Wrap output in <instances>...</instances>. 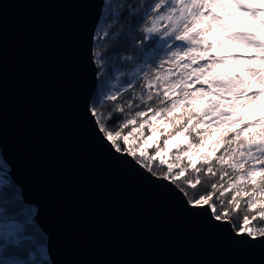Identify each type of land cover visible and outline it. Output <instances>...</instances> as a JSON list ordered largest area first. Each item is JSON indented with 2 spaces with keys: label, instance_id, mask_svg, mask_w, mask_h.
Masks as SVG:
<instances>
[{
  "label": "water",
  "instance_id": "obj_1",
  "mask_svg": "<svg viewBox=\"0 0 264 264\" xmlns=\"http://www.w3.org/2000/svg\"><path fill=\"white\" fill-rule=\"evenodd\" d=\"M100 0H0V132L55 264H264L114 159L83 118Z\"/></svg>",
  "mask_w": 264,
  "mask_h": 264
},
{
  "label": "snow or ice",
  "instance_id": "obj_2",
  "mask_svg": "<svg viewBox=\"0 0 264 264\" xmlns=\"http://www.w3.org/2000/svg\"><path fill=\"white\" fill-rule=\"evenodd\" d=\"M196 3L100 0L88 50L94 82L83 118L108 155L164 188L185 211L233 241L264 246V145L212 138L210 128L186 139L190 133L172 116L182 103L192 108L207 94L209 82L189 71L210 70L203 60L190 62L188 24ZM121 40L129 43L108 50ZM50 247L0 132V264H55Z\"/></svg>",
  "mask_w": 264,
  "mask_h": 264
},
{
  "label": "rangeland",
  "instance_id": "obj_3",
  "mask_svg": "<svg viewBox=\"0 0 264 264\" xmlns=\"http://www.w3.org/2000/svg\"><path fill=\"white\" fill-rule=\"evenodd\" d=\"M192 12L191 45L213 71L207 94L194 105L197 127L208 134L217 121L234 127L248 117L264 129V0H197ZM201 15V26L193 28Z\"/></svg>",
  "mask_w": 264,
  "mask_h": 264
},
{
  "label": "trees",
  "instance_id": "obj_4",
  "mask_svg": "<svg viewBox=\"0 0 264 264\" xmlns=\"http://www.w3.org/2000/svg\"><path fill=\"white\" fill-rule=\"evenodd\" d=\"M202 17L203 16L201 15L197 24H195L193 28H198L201 26ZM117 43L127 44L129 42L127 40L113 42L108 45V50L111 51L112 48L115 47ZM192 48H193V51L191 53L190 62L198 65L199 62L203 60L205 61V65H207L208 60L205 54L201 52H197L196 49H194V47ZM159 54L163 55V52H160ZM193 67H195V65H193ZM201 67H203V65ZM208 68L210 67L208 66ZM189 71L195 72L197 77L202 76L203 79L200 81L201 83H203L204 81L209 82L210 76L213 73L211 69L206 70L205 72H201L200 67L192 68ZM195 82L196 81L194 80L193 83ZM137 92H139V89H137ZM172 116L175 118L176 126L180 131L190 133V135L187 136L188 139H192L193 137L197 135V133H204L205 135H207L205 130H201L199 127H197L198 122L200 121L201 114L196 110V108L192 107V108L186 109L184 107V104L182 103L179 107L175 109V111L172 113ZM217 124L218 125L210 128V132L216 130L219 136L236 139L241 144L251 143L255 145H264L263 144L264 129L262 127L260 120L258 119H249L248 117H245L242 120H240L237 123V125H235L234 127L232 125H229L228 123H223V122H218V121H217ZM168 126H169L168 130L172 131L173 129L171 127V123H169ZM238 215L242 216L243 212L241 211L240 213H238ZM254 223L258 224V222H254Z\"/></svg>",
  "mask_w": 264,
  "mask_h": 264
}]
</instances>
